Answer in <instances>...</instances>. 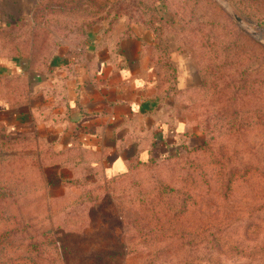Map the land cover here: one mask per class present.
I'll return each mask as SVG.
<instances>
[{
    "label": "rangeland",
    "instance_id": "obj_1",
    "mask_svg": "<svg viewBox=\"0 0 264 264\" xmlns=\"http://www.w3.org/2000/svg\"><path fill=\"white\" fill-rule=\"evenodd\" d=\"M136 26L187 53L199 85L181 105L200 132L176 157L109 180L54 154L59 131L0 123V264H264V0H38L0 26V62L41 70L59 49ZM47 172L63 183L49 187Z\"/></svg>",
    "mask_w": 264,
    "mask_h": 264
},
{
    "label": "crops",
    "instance_id": "obj_2",
    "mask_svg": "<svg viewBox=\"0 0 264 264\" xmlns=\"http://www.w3.org/2000/svg\"><path fill=\"white\" fill-rule=\"evenodd\" d=\"M37 1L0 0V26L30 17ZM102 34L85 51L59 49L41 70L27 60L1 61L0 123L20 135L40 123L59 131L48 138L54 154L69 155L73 165L87 164L111 180L140 161L188 148L192 133L200 131H191L181 98L198 87L199 78L187 53H166L151 28ZM49 86L58 98L48 113L53 118L41 105ZM48 173L63 183L62 175Z\"/></svg>",
    "mask_w": 264,
    "mask_h": 264
},
{
    "label": "trees",
    "instance_id": "obj_3",
    "mask_svg": "<svg viewBox=\"0 0 264 264\" xmlns=\"http://www.w3.org/2000/svg\"><path fill=\"white\" fill-rule=\"evenodd\" d=\"M16 24V23H15ZM15 24H9L10 26H12V25H15ZM177 156V154L176 155H168V156H165V157H163V159H169V158H174V157H176ZM141 163H139V164H148V163H145V162H142V161H140ZM152 162V161H151ZM150 163V162H149ZM139 164H136V165H139ZM136 165H134V166H136ZM133 166V167H134ZM132 168V167H131ZM130 168V169H131ZM130 171V170H129ZM129 173V172H128ZM127 172H125V173H123L122 175H120V177L121 176H124V175H126V174H128ZM116 178H118V176L117 177H115L114 179H116ZM45 182L47 183V185L49 186V187H58V186H60L62 183H61V181H60V178L57 176V175H53V174H46L45 175Z\"/></svg>",
    "mask_w": 264,
    "mask_h": 264
},
{
    "label": "water",
    "instance_id": "obj_4",
    "mask_svg": "<svg viewBox=\"0 0 264 264\" xmlns=\"http://www.w3.org/2000/svg\"><path fill=\"white\" fill-rule=\"evenodd\" d=\"M229 12H230V14L233 16V17H235V19L237 20V21H240V19L237 17V15L235 14V12L231 9V10H229Z\"/></svg>",
    "mask_w": 264,
    "mask_h": 264
}]
</instances>
